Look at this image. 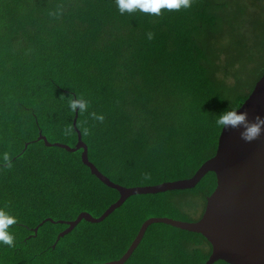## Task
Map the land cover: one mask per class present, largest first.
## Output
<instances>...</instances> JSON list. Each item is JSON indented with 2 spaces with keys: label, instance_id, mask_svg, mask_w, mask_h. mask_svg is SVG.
I'll return each instance as SVG.
<instances>
[{
  "label": "trees",
  "instance_id": "1",
  "mask_svg": "<svg viewBox=\"0 0 264 264\" xmlns=\"http://www.w3.org/2000/svg\"><path fill=\"white\" fill-rule=\"evenodd\" d=\"M245 1L229 10L230 0H193L153 16L121 15L115 0H0V208L17 218L0 264L116 260L147 218L184 213L176 196L206 202L212 171L191 188L131 195L101 221L82 218L58 237L66 221L99 217L119 193L91 173L82 149L38 134L74 147L79 131L89 161L126 187L191 177L216 152L217 115L238 108L264 73L263 51L247 79L264 27ZM250 18L254 43L238 24ZM73 97L88 110L72 112ZM210 252L200 233L156 222L124 264H204Z\"/></svg>",
  "mask_w": 264,
  "mask_h": 264
},
{
  "label": "water",
  "instance_id": "2",
  "mask_svg": "<svg viewBox=\"0 0 264 264\" xmlns=\"http://www.w3.org/2000/svg\"><path fill=\"white\" fill-rule=\"evenodd\" d=\"M247 112L249 121L264 117V73L257 79L246 100L238 107ZM76 117L73 124L75 125ZM76 128V127H75ZM240 129L220 131L215 154L203 162L195 173L184 179L165 181L153 185L126 187L111 181L89 161L87 146L78 131L74 147L62 143H49L44 135L38 139L70 151L82 149V161L99 180L116 189L118 199L99 217L81 212L58 237L69 232L85 218L101 221L134 194L158 193L174 189L194 187L208 172H214L216 186L206 198L204 211L195 221H183L171 217H149L140 226L126 252L118 259L93 264H124L143 238L147 227L156 222L193 231L203 235L211 245V252L204 264H213L221 259L229 264H264V132L251 141L240 137Z\"/></svg>",
  "mask_w": 264,
  "mask_h": 264
},
{
  "label": "clouds",
  "instance_id": "3",
  "mask_svg": "<svg viewBox=\"0 0 264 264\" xmlns=\"http://www.w3.org/2000/svg\"><path fill=\"white\" fill-rule=\"evenodd\" d=\"M193 0H115L116 7L121 15L134 12L160 16L161 10L179 11L192 6ZM148 39H152V33H148ZM72 112H86L88 102L83 98L73 97L69 103ZM98 121H103V115L92 114ZM216 125L223 129H240V137L245 142L257 139L264 132V117L257 116L254 121H249L248 113L236 109H228L217 115ZM11 166L7 156L4 157ZM204 211V210H203ZM201 217V216H200ZM73 221V220H72ZM67 222V221H66ZM17 223V218L3 208H0V245L14 247L15 237L9 231L10 227Z\"/></svg>",
  "mask_w": 264,
  "mask_h": 264
},
{
  "label": "rangeland",
  "instance_id": "4",
  "mask_svg": "<svg viewBox=\"0 0 264 264\" xmlns=\"http://www.w3.org/2000/svg\"><path fill=\"white\" fill-rule=\"evenodd\" d=\"M234 1H236V0H230L229 5H228V9L229 10H230L231 7H233V2ZM248 1L250 3H252L253 5H255L254 8L258 11L259 20L262 19L263 24L262 23L261 24L264 27V0H256V3H253V1H251V0H246L245 2L248 4ZM251 8H253V6H251ZM252 19L253 18H250L247 23H245V22H239L238 23L241 27L246 28V36L248 37L246 42H248V43L258 42L257 39H256V35L258 36V33H257V31H255V28L252 26V23H253ZM222 27H223V29H228L227 28L228 26L225 25V24H223ZM237 31H238L237 33H239L240 32V28H238ZM237 33L231 39H229V38L227 39L226 38L227 34H226L225 35L226 40H228V41L231 40V41L235 42V40L237 38H239ZM261 33H262V31H260V34ZM228 36H229V34L227 35V37ZM254 49L258 52L257 53L258 56H255L256 58L254 59L252 66L249 67V72H248L247 79H250V80L255 76V74L257 73V71L259 69V67L262 64V62H261L262 59H261L260 56H261V53L264 51V35H263V37H260V41L258 42L257 46L254 47ZM175 200H176L175 201L176 203H180L181 209L184 212L183 214L178 215L177 218L179 220H183V221H195V220H198V218H200V216L203 213L204 205L206 203L205 202V197L199 196V195L196 198L185 197V198H182V199L179 196H176Z\"/></svg>",
  "mask_w": 264,
  "mask_h": 264
}]
</instances>
